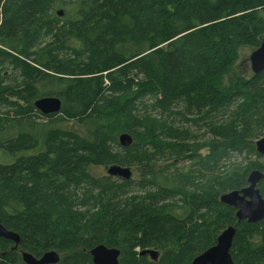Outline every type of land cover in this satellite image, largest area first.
I'll list each match as a JSON object with an SVG mask.
<instances>
[{
	"label": "trees",
	"instance_id": "1",
	"mask_svg": "<svg viewBox=\"0 0 264 264\" xmlns=\"http://www.w3.org/2000/svg\"><path fill=\"white\" fill-rule=\"evenodd\" d=\"M260 10L264 0H0V223L19 236L17 250L0 238V264L48 251L92 264L97 245L119 264H190L230 225L234 263L264 264V221L237 223L219 201L264 175V71L223 82L241 48L259 47ZM42 97L60 111L42 115ZM108 165L134 176L90 172ZM257 187L264 198V177Z\"/></svg>",
	"mask_w": 264,
	"mask_h": 264
},
{
	"label": "water",
	"instance_id": "2",
	"mask_svg": "<svg viewBox=\"0 0 264 264\" xmlns=\"http://www.w3.org/2000/svg\"><path fill=\"white\" fill-rule=\"evenodd\" d=\"M58 16H62L61 10L57 11ZM250 70L252 75H258L264 71V36L258 48L254 49L249 56ZM35 109L42 115L58 113L61 109V102L55 97H42L34 101ZM119 144L127 148L131 145L132 139L128 134H121L118 138ZM255 151L264 156V137L255 140ZM105 175L120 181H130L134 176V171L130 167L119 165H108L103 168ZM264 175L254 170L247 177V185L240 190H234L222 194L219 201L235 210L234 217L237 223L246 221L247 223H257L264 221V198L262 197L258 183ZM236 227H226L217 237L215 244L196 256L190 264H235L230 250ZM0 238L13 243V250H17L19 236L6 230L0 223ZM88 254L92 264H119L120 251L115 248H108L104 245L93 247ZM141 255H148L151 260H156L158 253L153 250H145ZM24 264H57L60 260L55 251L43 253L40 257H35L27 252L20 253Z\"/></svg>",
	"mask_w": 264,
	"mask_h": 264
},
{
	"label": "rangeland",
	"instance_id": "3",
	"mask_svg": "<svg viewBox=\"0 0 264 264\" xmlns=\"http://www.w3.org/2000/svg\"><path fill=\"white\" fill-rule=\"evenodd\" d=\"M259 16L264 18V10L259 11ZM253 50L254 49L249 48V47H243L238 51L236 64L232 69V73L228 77H225L223 79L224 83H228L238 76H242V75L245 77H251L252 76V73L250 70L249 56ZM90 172L95 176H100L103 174V169L101 167L100 168H91Z\"/></svg>",
	"mask_w": 264,
	"mask_h": 264
}]
</instances>
